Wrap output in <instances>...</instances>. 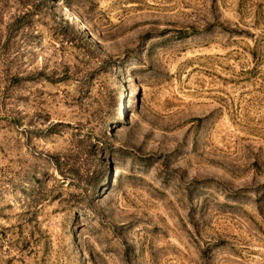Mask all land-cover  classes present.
<instances>
[{"label": "rangeland", "instance_id": "obj_1", "mask_svg": "<svg viewBox=\"0 0 264 264\" xmlns=\"http://www.w3.org/2000/svg\"><path fill=\"white\" fill-rule=\"evenodd\" d=\"M0 264H264V0H0Z\"/></svg>", "mask_w": 264, "mask_h": 264}]
</instances>
